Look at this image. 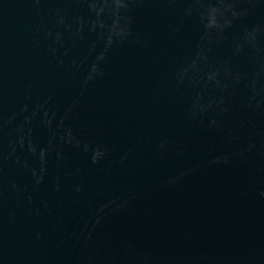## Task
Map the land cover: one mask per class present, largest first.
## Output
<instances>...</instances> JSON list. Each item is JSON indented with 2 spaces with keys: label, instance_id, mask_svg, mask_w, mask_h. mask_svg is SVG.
Instances as JSON below:
<instances>
[{
  "label": "water",
  "instance_id": "water-1",
  "mask_svg": "<svg viewBox=\"0 0 264 264\" xmlns=\"http://www.w3.org/2000/svg\"><path fill=\"white\" fill-rule=\"evenodd\" d=\"M0 264H264V0H0Z\"/></svg>",
  "mask_w": 264,
  "mask_h": 264
}]
</instances>
